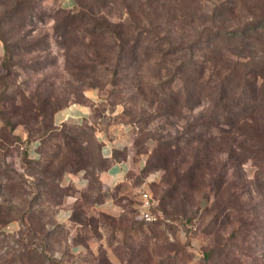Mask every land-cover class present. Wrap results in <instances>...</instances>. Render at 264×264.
I'll return each mask as SVG.
<instances>
[{
  "label": "rangeland",
  "instance_id": "1",
  "mask_svg": "<svg viewBox=\"0 0 264 264\" xmlns=\"http://www.w3.org/2000/svg\"><path fill=\"white\" fill-rule=\"evenodd\" d=\"M221 65L264 81V0H0V264L18 248L23 213L27 226L39 221L51 231L47 250L61 264H97L103 253L116 264H264L262 141L238 132L229 152L231 136L213 125L191 144L189 135L204 126L184 133L188 122H213L212 71ZM186 67L184 78H196L191 84L184 83ZM185 86L193 89L191 108L179 119L164 114L167 95ZM258 98L264 109L263 94ZM73 104L88 108L83 123L51 120L55 108ZM261 113L252 126L264 125ZM81 130L96 139L126 130L129 147L147 158L161 136L177 135L182 152L199 148L204 174L173 214L175 204L162 199V169L148 172L156 173L153 182L141 171L129 184L103 188L105 167L89 137L77 146L88 153L89 166L80 170L86 183L80 190L61 185V175L42 170L64 150L58 135ZM142 185L162 211L158 221L140 218ZM105 200L120 214L101 210ZM61 210L65 221L56 218ZM100 213L117 219L103 222ZM77 238L84 252L64 253Z\"/></svg>",
  "mask_w": 264,
  "mask_h": 264
},
{
  "label": "trees",
  "instance_id": "2",
  "mask_svg": "<svg viewBox=\"0 0 264 264\" xmlns=\"http://www.w3.org/2000/svg\"><path fill=\"white\" fill-rule=\"evenodd\" d=\"M75 2V0H73ZM243 30L241 29L240 32ZM238 34V30H232L229 32V37ZM218 58L216 61L223 62L225 59L222 58L221 55H216ZM225 64H228L225 60ZM234 64H237L234 62ZM215 65H213L214 67ZM205 67L203 61L198 64H195L194 68V76L198 78V75H201ZM179 70V68H177ZM177 70V71H178ZM189 68L186 67L183 73L187 74ZM242 72V73H241ZM216 80L213 86H210L211 92L213 94V108L210 110V118H212L213 122H188L185 127V134L192 131L196 126H204L201 131L196 134L189 135L187 142L191 144L194 141H201L202 134L207 132V128L210 126H214L219 129V131H224L229 133L231 136L230 142L226 144L227 150L229 152H233L234 148V138L236 133L243 132L247 136H251L255 139V141H262L264 145V125L261 127L258 126V123L253 124L252 121H255L259 114L264 116V109L259 105H256L255 102L259 101L258 96L263 94L264 90H261V86L264 84V81L257 83V78L262 77V75H252L248 72L243 73L240 69H237V66H218L217 69L213 70ZM182 78V77H181ZM196 78L192 79L190 82H195ZM185 84H191L188 82V79L184 78ZM183 83V84H184ZM177 95H167L164 105L161 107H166L164 110V114L167 116H176L179 118L183 117L182 109H190V97L193 94V89L188 87H183L182 90L176 91ZM247 96V97H246ZM260 101H264L263 98ZM58 110V108L52 111V114ZM53 115L51 116V120L53 119ZM202 117V116H201ZM240 122V123H239ZM168 123V122H167ZM175 122H169L168 124H173ZM238 123V124H237ZM220 124H225L229 127V130H225L221 127ZM236 124V125H235ZM256 125V127H255ZM164 125H162V128ZM177 131V130H176ZM167 136H161L163 140L158 145H156L150 155L146 159L145 166L142 170L144 173H148L152 170L162 169L163 176L161 178V182L165 185V190L162 195V199L164 201H168L174 203L171 209H173V214L177 211V205L181 204L182 201L186 197L191 195L190 193L195 188V180L199 178L202 179L203 171V163H201V158H199V148H195L191 145L186 147L187 149H183L184 152L181 151V145H179V139L176 136L172 137L170 133H167ZM58 136H61L63 141V149L56 151V153H52L50 160L45 164L43 168V173L46 176L52 175L60 176L64 171L66 166H70L73 168L75 172L84 170L89 166L88 153H84L83 150H79L77 146H80L81 142L90 140L89 137L95 142L97 154L101 157L100 149L101 144L94 137V132L90 135L87 131L81 130L76 131L74 133H61ZM95 138V139H94ZM146 138V136H145ZM143 138V139H145ZM97 142V143H96ZM138 142V141H137ZM208 148L207 143L200 148L203 150ZM196 150V159L193 155L192 151ZM37 155L35 158H38V152H35ZM102 165L101 167L106 166V161L101 157ZM53 168V172L50 171ZM185 190V192L183 191ZM187 193V194H186ZM184 211H187L185 209ZM171 215L172 213L169 212ZM78 214H73L70 218L75 223L78 221L75 217ZM100 217L102 221H115V217L111 215L100 213ZM25 215L22 214V222L19 231L20 240L18 241L17 250H13L12 253L6 258L7 264H12L15 260L18 261L19 264H61V260L56 258L54 255L50 254L47 250V240L51 235V231H46L44 228V223L37 221L35 226L26 225L25 223ZM120 223V222H119ZM118 223V226H119ZM113 230L117 228H112ZM76 244H81L82 239L77 238L74 240ZM134 249V248H133ZM140 251H136L133 254V258L137 257L138 254L144 251L145 247L141 246ZM71 249L66 247L64 253H68ZM72 252V251H71ZM9 254V253H8ZM97 264H112L105 253L99 256L97 259Z\"/></svg>",
  "mask_w": 264,
  "mask_h": 264
},
{
  "label": "crops",
  "instance_id": "3",
  "mask_svg": "<svg viewBox=\"0 0 264 264\" xmlns=\"http://www.w3.org/2000/svg\"><path fill=\"white\" fill-rule=\"evenodd\" d=\"M72 1H69L71 3ZM89 115L88 108L81 104H73L62 110H59L53 115V122L57 123L66 119H71L78 122L79 118L83 121L87 119ZM97 134V141L101 144V157L106 161L105 168L98 174L99 181L103 188L112 189L115 186L122 184H129L133 177L137 176L143 170L147 154L145 153H134L133 150L129 147V134L126 130H121L117 134L114 133L110 135L109 133H100ZM148 182H153L157 179V175L154 172L148 173L145 176ZM87 179L84 177L82 172H74L69 168L65 167L64 171L61 174L60 183L61 185H71L76 190H80ZM103 206L104 212L117 216L120 213H115L110 208L114 207V204L111 200H105L103 203L99 204ZM99 205L93 204L92 207L96 208ZM102 208V207H101ZM68 211L61 210L57 214V219L66 220ZM89 246V245H88ZM70 251L73 253H82L85 250V247L81 244L72 245ZM109 261L112 264L116 262L108 256Z\"/></svg>",
  "mask_w": 264,
  "mask_h": 264
},
{
  "label": "built area",
  "instance_id": "4",
  "mask_svg": "<svg viewBox=\"0 0 264 264\" xmlns=\"http://www.w3.org/2000/svg\"><path fill=\"white\" fill-rule=\"evenodd\" d=\"M78 123H83V120L79 118ZM139 198L137 209L143 221L152 223L162 218V211L158 209L157 201L144 185L139 190Z\"/></svg>",
  "mask_w": 264,
  "mask_h": 264
}]
</instances>
